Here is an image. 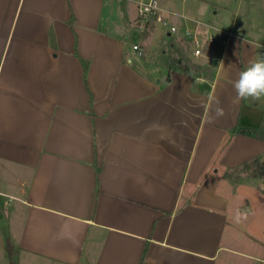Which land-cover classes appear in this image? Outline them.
<instances>
[{
  "label": "crops",
  "instance_id": "obj_1",
  "mask_svg": "<svg viewBox=\"0 0 264 264\" xmlns=\"http://www.w3.org/2000/svg\"><path fill=\"white\" fill-rule=\"evenodd\" d=\"M106 2L0 0V264L7 240L18 264H217L241 254L226 230L236 226L235 186L253 176L232 173L264 159V141L231 131L260 123L264 97L237 101L233 84L264 59V30L240 25L244 0L214 3L205 17L159 2L179 25V14L233 11L235 36L206 56L214 77L169 66L152 77L131 57L143 43L102 27Z\"/></svg>",
  "mask_w": 264,
  "mask_h": 264
},
{
  "label": "rangeland",
  "instance_id": "obj_2",
  "mask_svg": "<svg viewBox=\"0 0 264 264\" xmlns=\"http://www.w3.org/2000/svg\"><path fill=\"white\" fill-rule=\"evenodd\" d=\"M158 1L165 5L169 0ZM170 1H173L174 9L205 17L211 8L210 6L215 5L214 3H227L234 8L237 7L240 0H205L207 3H204L203 0ZM244 1L245 5L243 13L241 12L240 25L252 20L253 26L263 32L264 0ZM195 4H201V12L196 11ZM246 4L249 6L246 7ZM232 13L233 11H225L226 17L222 19L219 14L212 12L208 18L202 19L208 20L221 28L230 29L232 23H234ZM135 15H137V3L134 0H107L102 27L112 34H118L123 37L127 45H133V42L140 40L143 45L141 43L138 44L143 48L144 55L140 56L132 49L131 57L135 64L144 63L145 70L152 77L156 76L161 70L165 71V69H168L170 63L175 69L183 68L185 64H181V61H185L187 58L201 65L207 64L210 60L211 63L209 65L212 66L214 64V60L209 58L211 56L214 57V54L209 55V57L194 56L190 40L182 32H180L182 35L174 34L169 36L168 28L156 20L150 21L143 32L138 28L135 29L134 25L132 27V21H134L132 19ZM168 17L171 21H174L176 15H169ZM233 27L235 29V26ZM168 75L169 73L164 78V81L165 79L167 80ZM258 125H261L264 131V113L260 123L255 126ZM242 170L251 171L250 169L241 168L237 172L232 173V175L236 176L235 174H240ZM259 183H264V181L255 177H247L238 183L237 187L235 186L236 196L231 209L236 218V226L231 227L228 225L226 237L229 239L230 245L241 252V254L223 252L217 264H264V261H261V259H264V191L258 189ZM238 214H242L239 219H237ZM3 225L4 228H7L5 223ZM6 255L8 257V254ZM7 264H10L9 258Z\"/></svg>",
  "mask_w": 264,
  "mask_h": 264
},
{
  "label": "built area",
  "instance_id": "obj_3",
  "mask_svg": "<svg viewBox=\"0 0 264 264\" xmlns=\"http://www.w3.org/2000/svg\"><path fill=\"white\" fill-rule=\"evenodd\" d=\"M182 25L172 22L165 9L158 0H140L138 2L137 27L143 32L152 20L162 23L168 28L171 35L177 34L186 36L190 42L193 54L196 57L209 56L217 46H225L235 36L233 29H226L216 26L212 22L200 18H193L185 14H179ZM133 49L138 55L143 56L144 50L140 44H134ZM264 190V186H260Z\"/></svg>",
  "mask_w": 264,
  "mask_h": 264
},
{
  "label": "trees",
  "instance_id": "obj_4",
  "mask_svg": "<svg viewBox=\"0 0 264 264\" xmlns=\"http://www.w3.org/2000/svg\"><path fill=\"white\" fill-rule=\"evenodd\" d=\"M222 46L217 45L213 49V54L217 58L221 56L222 54ZM181 64H185L184 67L179 68L177 70L183 71V72H188L193 75H200V74H205L211 77L215 76L216 72V67L217 63L215 62L212 66H204L201 64H197L193 62L191 59L187 58L185 61H181ZM170 69H175L172 64H169ZM232 135L235 134H244L247 136H251L260 140L264 141V131L261 128V125L254 126V125H249V124H243V123H238L236 124L231 131ZM242 168L245 169H250L251 171H244L247 172L253 177L256 178H264V159H262L259 156H256L249 161L245 162L242 165ZM6 251L8 254L9 258V263L10 264H18V258H17V248H15L9 240L6 241Z\"/></svg>",
  "mask_w": 264,
  "mask_h": 264
},
{
  "label": "clouds",
  "instance_id": "obj_5",
  "mask_svg": "<svg viewBox=\"0 0 264 264\" xmlns=\"http://www.w3.org/2000/svg\"><path fill=\"white\" fill-rule=\"evenodd\" d=\"M221 65H223L221 63ZM234 90L236 92V100H259L264 97V59L253 60L250 64L240 71L238 78L233 84ZM224 115V110L221 107L215 109V118L222 117ZM212 122V121H210ZM242 214H238L237 219L240 218ZM59 238L71 239L74 243L76 242L71 234L67 233L64 228L58 234Z\"/></svg>",
  "mask_w": 264,
  "mask_h": 264
},
{
  "label": "water",
  "instance_id": "obj_6",
  "mask_svg": "<svg viewBox=\"0 0 264 264\" xmlns=\"http://www.w3.org/2000/svg\"><path fill=\"white\" fill-rule=\"evenodd\" d=\"M170 78H171V76H170V73H169V75H168V77H167V81H169V80H170Z\"/></svg>",
  "mask_w": 264,
  "mask_h": 264
}]
</instances>
